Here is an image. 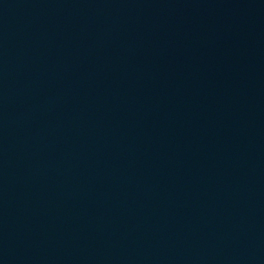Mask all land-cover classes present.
<instances>
[{"label": "water", "instance_id": "95a60500", "mask_svg": "<svg viewBox=\"0 0 264 264\" xmlns=\"http://www.w3.org/2000/svg\"><path fill=\"white\" fill-rule=\"evenodd\" d=\"M0 264H264V0H0Z\"/></svg>", "mask_w": 264, "mask_h": 264}]
</instances>
